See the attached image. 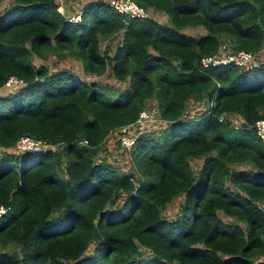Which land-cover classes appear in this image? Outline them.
I'll use <instances>...</instances> for the list:
<instances>
[{
	"label": "trees",
	"instance_id": "obj_1",
	"mask_svg": "<svg viewBox=\"0 0 264 264\" xmlns=\"http://www.w3.org/2000/svg\"><path fill=\"white\" fill-rule=\"evenodd\" d=\"M134 1L163 10L169 25L124 17L102 0L86 1L76 22L53 0L0 9V86L9 74L24 81L0 96V147L24 133L60 145L37 155L0 152V203L10 205L0 216V264H264V207L256 203L264 202V143L228 117L238 113L249 125L264 116V62L198 65L220 42L263 46L264 0ZM189 25L204 33L181 31ZM119 28L111 55L100 52L99 35ZM44 51L79 59L86 73L108 64L127 85L111 97L95 81L47 73L30 58ZM201 93L208 108L184 117L186 98ZM142 107L164 125L136 135L132 170L94 161L107 132ZM194 157L202 158L196 172ZM235 162L250 166L231 169ZM179 194L180 213L165 217ZM10 244L15 252L2 250Z\"/></svg>",
	"mask_w": 264,
	"mask_h": 264
},
{
	"label": "rangeland",
	"instance_id": "obj_2",
	"mask_svg": "<svg viewBox=\"0 0 264 264\" xmlns=\"http://www.w3.org/2000/svg\"><path fill=\"white\" fill-rule=\"evenodd\" d=\"M9 0H0V9L3 8V5L7 4ZM67 3V14H74L76 11H78V9H80L79 7H81L86 1L88 0H66ZM153 19H157L160 21V23L162 24H166L169 25V23L167 24V17L164 13L162 14H158L156 15V13H153L152 16ZM68 20V19H67ZM72 21V20H69ZM76 22V21H74ZM200 25H189V26H185L183 28H181V31L185 32V33H189L191 35H199V33L201 31L204 32V30H201L200 28L202 27H197ZM122 28H119L117 31L121 30ZM200 29V30H199ZM116 31V32H117ZM122 34V30L119 33H112L109 35V33L107 35H99V43H98V47H99V51H109L112 52L113 48L117 45V43L119 42V39L121 37ZM224 39V38H221ZM62 54L65 53L64 51L61 52ZM108 54V52H107ZM109 55V54H108ZM31 62L35 65V66H43L46 69L47 73L50 72H55L58 70H63L64 72H67L68 74L71 75H76L80 78H82L83 80L87 81V82H91V81H95L97 82L100 86H102V90L104 91V93H108L109 96L113 97L114 96V90H116L117 88H122V86L126 85L125 82L118 84L114 78L113 75L111 73V69L109 67V65H106V68L104 70L103 73L101 74H93V73H86L82 70V66H81V62L79 59H75L73 56H69V55H55L52 54V52L50 51H44V56H36L34 53L31 55ZM254 62H260L263 61L264 62V45L260 48L256 50L255 55L253 56ZM172 62L175 64L177 61L175 59H172ZM122 82V81H120ZM18 87L13 88L12 90H7L5 87H3L2 85L0 86V96H6L9 93L13 92L14 90H16ZM110 93V94H109ZM202 95H197L195 94L194 97L196 99L190 101L191 106H189L188 108L191 109L193 106V101H197L198 103H200L199 98H202L203 100H207L205 93H201ZM147 101V100H146ZM199 111L200 109L195 110V113H197V115L194 116L195 119H197L199 116ZM150 113L151 116V121H147L145 124L149 125V129H154V131H160L159 125L161 124V126H163V122L161 119L157 118L156 114L152 111H148ZM198 116V117H197ZM192 117V116H191ZM229 123L231 126L240 129L242 125H246L248 127V129H251V125L246 123L243 118L238 114H234V115H229ZM194 119V120H195ZM254 133V132H253ZM113 136L111 135H106L103 138V141L100 145V149L97 151V153L99 155H103V157L108 158L106 159L108 162H110L116 169H127L128 170H121V171H131L132 170V163L130 159H126L124 157V153L122 151H119V147L118 144L116 143L115 140H113ZM103 145V146H102ZM102 147V148H101ZM56 149L60 150V145H58V147ZM11 152L16 153L13 151V149H10ZM20 154V153H18ZM22 155V154H20ZM190 162V166L193 169L194 172H196L198 170V168L200 167V164L202 162V158L199 157H194L191 158L189 160ZM230 164V163H229ZM248 166H250L248 163L246 162H235V163H231L229 165V167L231 169H238V168H248ZM126 167V168H125ZM138 175L136 174V177ZM135 179V175L134 178ZM181 203H183V196L182 194L173 196L170 201L165 205V207L162 210V214L167 217V218H174L176 217L180 211V205ZM258 205L263 206L264 207V202H260L257 201L256 202ZM120 204V198L117 200V204L115 203V205H113L114 209L118 208ZM218 215L223 219V220H228L230 219L229 217H227L225 214H223L221 211H218ZM243 226V224H241ZM93 245V244H91ZM5 251H10V252H15L17 249L12 245H8L6 246L4 249ZM141 253H140V257H146L147 256V252L143 250V248L141 249ZM92 254V252L90 253ZM261 260H264V254L262 256H260Z\"/></svg>",
	"mask_w": 264,
	"mask_h": 264
},
{
	"label": "built area",
	"instance_id": "obj_3",
	"mask_svg": "<svg viewBox=\"0 0 264 264\" xmlns=\"http://www.w3.org/2000/svg\"><path fill=\"white\" fill-rule=\"evenodd\" d=\"M55 9L58 13L63 15L66 19L72 21H79L81 18V11L78 9L74 14H67V1L66 0H53ZM107 3L116 13L123 15L127 18H147V12L144 6L137 4L134 0H102ZM122 30V29H121ZM114 32L119 33L120 31ZM113 33V34H114ZM121 38V37H120ZM120 40V39H119ZM261 48V47H260ZM259 48V50H260ZM255 52L236 48L233 45H229L225 42H220L216 49L210 53L200 56L198 59V65L200 68L222 66L226 64H232L241 68H248L255 65L253 56ZM24 84L21 77L15 74H9L2 86L7 90H12L15 87H20ZM151 121L150 113L145 108H140L137 112L136 117L129 123L117 126L116 143L120 147L130 148L138 133H132L129 128L136 127L141 129L147 121ZM253 132L259 139L264 143V116L257 117L251 125ZM140 133V132H139ZM79 144H86L85 139H81ZM59 143H50L40 138L34 137L30 134L24 133L19 135L11 144L10 148L14 152L22 155H37L48 149H55ZM10 209V205L0 203V216L4 215ZM69 264V262H65Z\"/></svg>",
	"mask_w": 264,
	"mask_h": 264
},
{
	"label": "crops",
	"instance_id": "obj_4",
	"mask_svg": "<svg viewBox=\"0 0 264 264\" xmlns=\"http://www.w3.org/2000/svg\"><path fill=\"white\" fill-rule=\"evenodd\" d=\"M9 1H10V0H9ZM9 1H8V2H9ZM3 6H4V5H3ZM79 8H80V7H79ZM145 9H146V12H147V18H148V17L152 18L154 12L156 13V15L164 13V14L166 15V17H167V14H166L163 10L156 9V8H154L153 6H149V5H147V6L145 7ZM152 19H153V18H152ZM154 20L160 22V21L157 20V19H154ZM166 21H167V20H166ZM197 27L199 28V27H201V26H197ZM200 29H201V30H204L203 27H201ZM200 29H199V30H200ZM202 33H204V32L201 31L199 34H202ZM194 36H195V35H194ZM261 47H262V46H261ZM113 49H114V48H113ZM107 52H108L109 55H111V53H112L113 51H112V52L107 51ZM113 78H114V77H113ZM114 80H115L118 84L125 82L126 85H127V82H128V79H127V78H125V79H123V80H117V79L114 78ZM120 81H122V82H120ZM122 87H124V85H123ZM194 99H196V98L194 97V95L188 96V97L186 98V100H185V102H184V110H183V116H184V117H185V116H187V117H191V116H192V117L194 118V116L197 115V113H198V112L195 113V110L200 109V111H199V113H200V112H202V111H204V110H206V109L208 108V104H209L208 101H207V100H203L202 98H199L200 103H198L197 101H193V106H192L191 109H189L188 107L191 106L190 101H192V100H194ZM152 101H153V99H149L148 101H146V105H147V103L151 104ZM147 106H148V105H147ZM154 111H155V110H154ZM154 111H152V112H154ZM154 113H155V112H154ZM157 118H158V117H157ZM159 119H160V118H159ZM162 122H163V121H162ZM146 125H148V124H145L140 130L137 129L136 127H130L129 130H130L132 133H139V132L144 131V130L147 129V128H146ZM117 131H118V130H117V128L115 127V128H113V129H110V130L107 132L106 135H111V136H113V137H114L113 140L116 141ZM102 146H103V145H102ZM101 148H102V147H101ZM99 149H100V148H99ZM99 149H98V150H99ZM9 151H10V147H0V152H9ZM119 151H122V152L124 153V157H125L126 159H130V154H129V149H128V148H126V147H119ZM106 159H108V158L103 157V155H99L97 152H96L95 156L93 157V160H94V161H100V160H103V161L108 162ZM108 160H109V159H108ZM108 163H110V162H108ZM110 164H111V163H110ZM111 165H112V164H111ZM125 168H126V167H125ZM117 169H118V168H117ZM118 170H128V168H127V169H122V168H120V169H118ZM91 251H92L91 246H89V247L86 248L84 254H85V255L90 254Z\"/></svg>",
	"mask_w": 264,
	"mask_h": 264
},
{
	"label": "clouds",
	"instance_id": "obj_5",
	"mask_svg": "<svg viewBox=\"0 0 264 264\" xmlns=\"http://www.w3.org/2000/svg\"><path fill=\"white\" fill-rule=\"evenodd\" d=\"M216 67H218V66H216Z\"/></svg>",
	"mask_w": 264,
	"mask_h": 264
}]
</instances>
